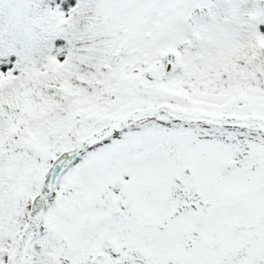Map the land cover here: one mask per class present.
<instances>
[{
  "label": "snow or ice",
  "instance_id": "6c2138e0",
  "mask_svg": "<svg viewBox=\"0 0 264 264\" xmlns=\"http://www.w3.org/2000/svg\"><path fill=\"white\" fill-rule=\"evenodd\" d=\"M0 264H264V0H0Z\"/></svg>",
  "mask_w": 264,
  "mask_h": 264
}]
</instances>
